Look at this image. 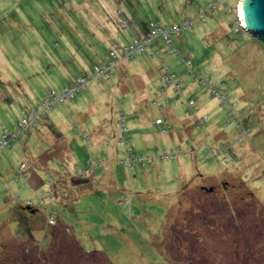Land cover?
Listing matches in <instances>:
<instances>
[{"label":"rangeland","instance_id":"374dc122","mask_svg":"<svg viewBox=\"0 0 264 264\" xmlns=\"http://www.w3.org/2000/svg\"><path fill=\"white\" fill-rule=\"evenodd\" d=\"M239 3L0 0V138L151 22L193 26L1 148L0 264H264V43Z\"/></svg>","mask_w":264,"mask_h":264},{"label":"built area","instance_id":"2783aa9c","mask_svg":"<svg viewBox=\"0 0 264 264\" xmlns=\"http://www.w3.org/2000/svg\"><path fill=\"white\" fill-rule=\"evenodd\" d=\"M215 7V5L213 6ZM239 22V20H238ZM240 23V22H239ZM242 25V23H240ZM192 23L190 20H184L182 23L177 24L174 23L173 27L171 29H164L156 27L153 23L149 25L150 32L147 33L146 36H143L140 38V40L136 39L129 45V47L124 49V52L122 54V57H118V55L115 52H111L110 56L108 58V61L105 65L96 66L93 70V73L89 74L84 79H78L75 84L71 86V88L67 89L62 94H56L55 92L51 93L46 100H44L36 110L31 112V114L24 113L23 117L21 118L19 125L15 129V132H13L10 135H5L0 138V150L9 148L10 142L17 138V136L21 135V133L26 132L32 125H34L36 122V119L42 116V114L46 113V111H49L52 109L56 104H59L64 101V99L72 98L76 92H79L82 88L85 87V85L88 83V81L97 80V79H103L108 78V71L119 64L120 60L125 59L124 61H129L130 58L138 51H143L147 47L151 45V42L159 37V35H163L164 38H166L167 41L171 40V36L174 33H181L185 32V30H190L192 28ZM243 26V25H242ZM187 66L190 65V61H186ZM164 81H167L168 85H173L174 82L171 80L172 77L170 75L165 74L163 77ZM177 87V85H176ZM216 97H223L225 99L224 94H220L216 91H213ZM192 105V102L189 103ZM21 171L24 169L21 167ZM52 225L54 224L53 221Z\"/></svg>","mask_w":264,"mask_h":264},{"label":"water","instance_id":"95a60500","mask_svg":"<svg viewBox=\"0 0 264 264\" xmlns=\"http://www.w3.org/2000/svg\"><path fill=\"white\" fill-rule=\"evenodd\" d=\"M242 2H245L242 8L243 23L247 26L242 28L264 43V0H240Z\"/></svg>","mask_w":264,"mask_h":264},{"label":"trees","instance_id":"16d2710c","mask_svg":"<svg viewBox=\"0 0 264 264\" xmlns=\"http://www.w3.org/2000/svg\"><path fill=\"white\" fill-rule=\"evenodd\" d=\"M217 4H218V3H217ZM214 5H215V7L217 6L216 4H214ZM215 7H213V8H215ZM210 9H211V6H210ZM237 15H238V14H237ZM202 18H204L203 15H202ZM237 19H238V18H237ZM185 20H186V19H185ZM187 20H189V19H187ZM151 23H152V22H151ZM191 23H192V22H191ZM237 23H238V20H237L236 24H237ZM153 24H154V23H153ZM149 25H150V24H149ZM154 25H155V24H154ZM191 26H192V25H191ZM192 27H193V26H192ZM236 27H237L238 29H240V30H241V29L243 30L242 27H239V26H236ZM191 29H192V28H191ZM185 31H188V30H185ZM171 37H172V36H171ZM171 37H170V38H171ZM141 38H142V37H141ZM157 38H158V37H157ZM157 38H155V39H157ZM136 39H137V37L133 38V40L131 41V43H133V41L136 40ZM138 39H139V38H138ZM152 42H153V41H152ZM152 42H151V43H152ZM131 43H130V44H131ZM167 43H170V44L173 46L172 38H171V40L167 41ZM126 48H127V47H126ZM144 50H145V49H144ZM144 50H143V51H144ZM133 56H134V55H133ZM133 56H132V57H133ZM132 57H131V58H132ZM131 58H130V59H131ZM129 61H130V60H129ZM129 61H127V62H129ZM106 63H107V62H106ZM190 64H191V62H190ZM102 65H105V64H102ZM96 66H98V65H96ZM96 66H95V67H96ZM95 67H94V68H95ZM108 72H109V71H108ZM166 72L168 73V75H170V76L172 77L171 80L174 82L173 85H169V86H170L171 88H173V91H174V92H176V91H180V92H181L180 89H181V85L183 84V82H182V83H179V79H177L176 75L172 74V73H171L170 71H168V70H166ZM91 73H93V71H92ZM91 73H89V74H91ZM86 77H87V76H86ZM86 77H79V78H76L75 81H72L71 84L67 85L66 88H64V90H62L60 93H56V91H54V90L51 91V93L55 92L56 94H62V93H64L67 89L71 88V86H72L73 84H75V82H76L78 79H84V78H86ZM108 77H109V75H108ZM103 79H106V78H103ZM90 81H91V80H90ZM90 81H88V82H90ZM92 81H93V80H92ZM176 85H177V87H176ZM81 90H82V89H81ZM81 90H80V91H81ZM51 93H50V94H51ZM50 94L47 96V98L50 96ZM74 96H75V95H74ZM74 96H73V97H74ZM73 97H72V98H67V99H73ZM45 100H46V98H45ZM64 100H65V99H64ZM43 101H44V100H43ZM63 102H64V101H63ZM191 102H192V101H191ZM61 103H62V102H61ZM61 103H59V104H61ZM189 103H190V102H189ZM192 104H193V102H192ZM56 105H57V104H56ZM56 105H55V106H56ZM39 106H41V104H40ZM39 106H38V107H39ZM55 106H54V107H55ZM189 106H191V105L189 104ZM38 107H37V108H38ZM37 108H35L34 110H36ZM34 110H32V111H34ZM46 112H48V111H46ZM44 114H45V113H44ZM42 115H43V114H42ZM40 117H41V116H40ZM37 119H38V118H37ZM19 122H20V121H19ZM19 122H18V125H19ZM36 123H37V122H36ZM36 123H35V124H36ZM18 125H17V126H18ZM17 126H16V128H17ZM29 129H30V128H29ZM29 129H28V130H29ZM28 130H27L26 132L21 133V135L26 134V133L28 132ZM21 135L17 136V138H19ZM17 138H16V139H17ZM14 140H15V139H14ZM11 143H12V141L10 142V146H11ZM9 148H10V147H9ZM6 149H7V148H6ZM2 150H3V149H2ZM0 151H1V150H0ZM22 167L25 168L24 166H22ZM21 169H22V168H20L19 175H22V174H21L22 172L24 173V169H23L22 171H21ZM34 178H35V177H33V180H38V179H36V178L34 179ZM210 189H212V188H210ZM212 190H213V189H212ZM29 214H30V213H29ZM55 224H56V223H54L53 225H55Z\"/></svg>","mask_w":264,"mask_h":264},{"label":"bare ground","instance_id":"6f19581e","mask_svg":"<svg viewBox=\"0 0 264 264\" xmlns=\"http://www.w3.org/2000/svg\"><path fill=\"white\" fill-rule=\"evenodd\" d=\"M244 3L245 2H242V3H240L238 5L239 6L238 7V12H239L240 23H242V25L247 28V26H245V24L243 23V12H242V8H243Z\"/></svg>","mask_w":264,"mask_h":264},{"label":"crops","instance_id":"0c3cea01","mask_svg":"<svg viewBox=\"0 0 264 264\" xmlns=\"http://www.w3.org/2000/svg\"><path fill=\"white\" fill-rule=\"evenodd\" d=\"M167 70L169 71V69H167ZM77 78H79V77H77ZM181 82H182V81H181ZM63 86H64V88H66V85L63 84ZM64 88H63L62 90H64ZM62 90H61V91H62ZM193 102H194V101H193ZM34 109H35V108H34ZM34 109H33V110H34ZM45 114H46V113H45ZM43 115H44V114H43ZM36 120H37V119H36ZM156 122H157V121H156ZM126 132H128V129H127ZM35 178H36V177H35ZM36 179H37V178H36ZM37 181H38V180H37Z\"/></svg>","mask_w":264,"mask_h":264},{"label":"flooded vegetation","instance_id":"af4514ba","mask_svg":"<svg viewBox=\"0 0 264 264\" xmlns=\"http://www.w3.org/2000/svg\"><path fill=\"white\" fill-rule=\"evenodd\" d=\"M203 189L206 190V188H203ZM203 189H202V190H203ZM209 189H210V188H209Z\"/></svg>","mask_w":264,"mask_h":264}]
</instances>
